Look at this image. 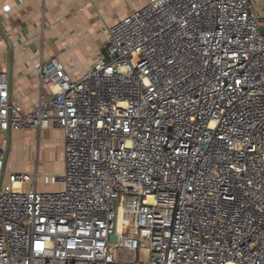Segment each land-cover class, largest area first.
Instances as JSON below:
<instances>
[{"label":"built area","instance_id":"2783aa9c","mask_svg":"<svg viewBox=\"0 0 264 264\" xmlns=\"http://www.w3.org/2000/svg\"><path fill=\"white\" fill-rule=\"evenodd\" d=\"M105 50L73 78L47 49L30 112L0 72V264H264L263 1L147 0ZM53 127L63 173L7 170Z\"/></svg>","mask_w":264,"mask_h":264},{"label":"crops","instance_id":"0c3cea01","mask_svg":"<svg viewBox=\"0 0 264 264\" xmlns=\"http://www.w3.org/2000/svg\"><path fill=\"white\" fill-rule=\"evenodd\" d=\"M146 2L0 0V72L9 75L12 100L24 112H30L41 95L49 94L36 69L41 60L49 58L47 49H52L53 54L65 63L73 78H79L101 56L111 26ZM5 7L6 12L3 13ZM11 149L19 161V164H10L8 156L7 170L11 172L38 171L42 175H51L60 174L65 169V135L61 128L16 131L12 133ZM54 150L57 152L55 160ZM43 159L46 162L44 168L41 166ZM59 188L55 184L39 185L40 191Z\"/></svg>","mask_w":264,"mask_h":264},{"label":"rangeland","instance_id":"374dc122","mask_svg":"<svg viewBox=\"0 0 264 264\" xmlns=\"http://www.w3.org/2000/svg\"><path fill=\"white\" fill-rule=\"evenodd\" d=\"M106 52V50H105V48H103V51H102V53H105ZM9 156V161H10V164L11 163H18L19 164V161L18 160H16L15 158H14V152L12 151V149H11V151H10V154L8 155ZM54 160L57 158V152L54 150ZM52 159V158H51ZM45 159H43V160H41V166L44 168V166H45ZM16 166V165H15ZM18 167V166H17ZM6 168H7V166H6ZM13 169L14 170H19V169H21V168H15V167H13ZM21 171H22V169H21ZM44 173V172H43ZM63 173V172H62ZM61 174V173H60ZM40 190V189H39Z\"/></svg>","mask_w":264,"mask_h":264},{"label":"water","instance_id":"95a60500","mask_svg":"<svg viewBox=\"0 0 264 264\" xmlns=\"http://www.w3.org/2000/svg\"><path fill=\"white\" fill-rule=\"evenodd\" d=\"M112 239L115 241L117 239L116 235H113Z\"/></svg>","mask_w":264,"mask_h":264}]
</instances>
